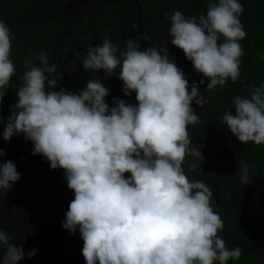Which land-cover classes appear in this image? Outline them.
Masks as SVG:
<instances>
[{
    "label": "clouds",
    "instance_id": "9594fccd",
    "mask_svg": "<svg viewBox=\"0 0 264 264\" xmlns=\"http://www.w3.org/2000/svg\"><path fill=\"white\" fill-rule=\"evenodd\" d=\"M244 10L238 0H218L209 2L206 14L198 18H186L180 11L168 17L170 43L202 75L199 84L208 81L209 90L240 78V42L247 35L240 18ZM11 49L10 29L0 19V104L17 74ZM38 59L41 66L25 65L3 140L23 134L32 142L33 156L45 157L53 170H64L74 199L62 227L72 234L79 229L85 264L239 260L243 249H229L218 234L224 222L214 210L210 186L190 179L184 170L189 156L204 162L188 131L199 122L191 105L195 101L202 107L203 96L195 82L189 85L167 45L141 50L140 43L128 39L120 52L119 44L106 36L87 48L85 72L103 71L108 79L119 68L124 95L135 93V104L116 98L112 107L105 100L110 90L99 77L88 79L79 92L56 91L60 65L49 64L47 53ZM46 84L53 90H46ZM233 105L235 114L225 112L223 124L242 144L264 145V84L253 85L250 97H235ZM5 155L0 149V158ZM196 167L190 165L192 171ZM19 179L14 162L0 163V194ZM13 240L0 228L2 264H19L25 256ZM35 254L32 249L27 256Z\"/></svg>",
    "mask_w": 264,
    "mask_h": 264
},
{
    "label": "trees",
    "instance_id": "16d2710c",
    "mask_svg": "<svg viewBox=\"0 0 264 264\" xmlns=\"http://www.w3.org/2000/svg\"><path fill=\"white\" fill-rule=\"evenodd\" d=\"M209 2L218 0H0V19L10 29V59L17 69L3 90L5 96L0 104L4 119L0 123V149L6 153L0 163L14 162L20 174L12 189L0 194V228L22 247L25 256L19 264H85L79 229L72 234L62 227L74 199L64 170H53L45 157L33 156L32 142L23 134L3 140L4 124L11 107L18 102L16 92L28 70L25 65L41 66L38 56L47 53L49 64L60 65L61 79L56 91L65 88L79 92L88 79L99 77L110 90L105 98L109 107L116 98L135 104L134 92L130 96L123 93L119 68L105 79L103 71L85 72L82 67L87 48L102 43L106 36L119 44L120 52L128 39L140 43L141 50L167 45L170 57L185 73L189 85L195 82L199 86L203 106L193 101L191 106L199 122L189 125L188 131L204 162L189 156L184 170L190 179L210 186L214 210L224 222L223 231L218 234L228 248L243 249L239 260L228 264H264V145L242 144L222 119L227 111L235 114V97H250L253 85L264 84V0H238L245 9L240 18L247 33L240 42V78L235 83L229 79L223 88L212 90L207 89V80L204 85L199 84L202 75L194 71L182 50L170 43L168 31L172 13L180 11L186 18H198L206 14ZM46 90L53 89L46 84ZM192 164L197 165L195 171L190 168ZM32 249L36 254L29 259L27 253ZM3 251L0 249V264Z\"/></svg>",
    "mask_w": 264,
    "mask_h": 264
}]
</instances>
